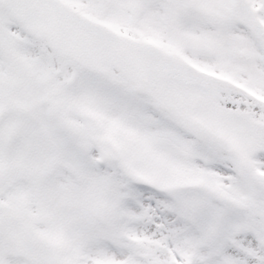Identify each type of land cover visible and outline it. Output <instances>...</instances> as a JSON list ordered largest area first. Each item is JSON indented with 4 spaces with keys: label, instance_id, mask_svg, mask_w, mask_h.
<instances>
[{
    "label": "snow or ice",
    "instance_id": "obj_1",
    "mask_svg": "<svg viewBox=\"0 0 264 264\" xmlns=\"http://www.w3.org/2000/svg\"><path fill=\"white\" fill-rule=\"evenodd\" d=\"M0 264H264V0H0Z\"/></svg>",
    "mask_w": 264,
    "mask_h": 264
}]
</instances>
